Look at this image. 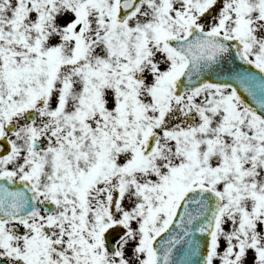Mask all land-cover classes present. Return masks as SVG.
<instances>
[{
  "label": "snow or ice",
  "instance_id": "6c2138e0",
  "mask_svg": "<svg viewBox=\"0 0 264 264\" xmlns=\"http://www.w3.org/2000/svg\"><path fill=\"white\" fill-rule=\"evenodd\" d=\"M0 264H264V0H0Z\"/></svg>",
  "mask_w": 264,
  "mask_h": 264
}]
</instances>
